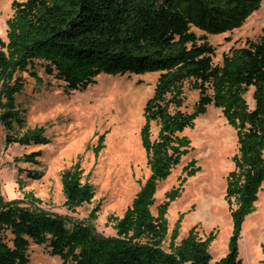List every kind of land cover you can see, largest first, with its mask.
Masks as SVG:
<instances>
[{"label": "trees", "instance_id": "1", "mask_svg": "<svg viewBox=\"0 0 264 264\" xmlns=\"http://www.w3.org/2000/svg\"><path fill=\"white\" fill-rule=\"evenodd\" d=\"M263 0H15L7 19V40L0 36V123L7 141L44 144L45 126L16 133L25 125L17 99L27 73L42 81L38 67L64 83L65 91H85L102 74L144 75L159 72L153 95L144 107L141 138L151 175L123 217L114 220L116 234L104 235L86 222L53 213L31 201H5L0 193V264H30L31 245H46L63 264H243L239 240L246 215L257 209L264 180V28L260 41L232 48L221 64L214 62L209 35L234 31L261 8ZM195 29L202 31L198 34ZM199 92L193 110L186 109V84ZM254 87L255 107L245 97ZM220 108L238 135L234 170L227 175L226 199L233 220L228 253L212 262L217 233L202 237L197 226L180 238L181 218L169 233L167 213L180 186L156 203V189L192 150L183 134L208 112ZM159 127L153 137V125ZM105 147L101 135L95 152ZM37 150L25 162L43 157ZM201 171L196 159L183 168L188 178ZM37 180L43 172L30 169ZM79 164L61 174L65 206L75 211L91 202L95 187L82 181ZM100 207H97L98 211ZM96 213H93L95 216ZM264 251V250H263ZM264 264V259L259 263Z\"/></svg>", "mask_w": 264, "mask_h": 264}, {"label": "rangeland", "instance_id": "2", "mask_svg": "<svg viewBox=\"0 0 264 264\" xmlns=\"http://www.w3.org/2000/svg\"><path fill=\"white\" fill-rule=\"evenodd\" d=\"M15 0H0V36L7 40V19L12 16ZM24 1V0H18ZM264 28V0L242 27L231 32L209 35L215 47L214 62L221 64L224 54L232 48L246 46L249 41H260ZM198 34L203 32L195 29ZM42 81L27 73L26 86L18 96L17 104L25 125L16 127V133L45 126V135L51 139L44 144H21L7 141V130L0 123V193L5 201H31L56 214L93 225L104 235H115L114 220L124 216L141 186L151 175L148 157L141 138L144 125V107L153 95L159 72L144 75H110L102 73L97 82L85 91L67 93L64 83L44 73L38 67ZM254 87L245 97L251 109L255 107ZM186 109L192 111L199 92L186 84ZM1 113V108H0ZM159 131L153 125V137ZM192 140V150L164 178L156 189L154 215L158 205L166 200V193L180 186L179 194L167 213L169 233L164 243L169 250L170 235L181 218L180 238L197 226L206 238L217 233L211 244L212 262L229 251L233 220L226 199L227 175L234 170L233 156L238 152V135L228 123L220 108L210 105L208 112L197 118L195 126L184 131ZM105 135V147L96 154L95 146ZM42 150L37 163L25 162L22 157ZM197 160L201 171L182 185L184 166ZM79 164L82 181L95 187L91 202L75 211L65 206L61 174ZM43 172L37 180L27 176V170ZM255 212L246 215L239 240L243 264L259 263L264 259V180ZM97 207H100L96 211ZM93 213H96L93 216ZM30 264H63L60 256L51 255L46 245L32 244Z\"/></svg>", "mask_w": 264, "mask_h": 264}]
</instances>
